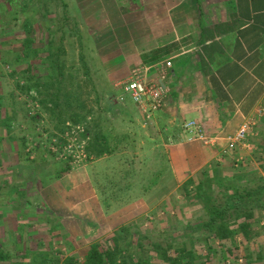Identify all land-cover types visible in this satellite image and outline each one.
<instances>
[{
  "label": "crops",
  "instance_id": "obj_1",
  "mask_svg": "<svg viewBox=\"0 0 264 264\" xmlns=\"http://www.w3.org/2000/svg\"><path fill=\"white\" fill-rule=\"evenodd\" d=\"M76 1L93 4L101 12L100 24L106 23L111 29L108 34H113L111 41L119 53L114 62H119V82L134 68L146 70L149 80L157 79L159 65L171 60L167 80L170 92L165 106L150 119L128 95L132 104L119 108V116L126 121L124 127L119 126V142L110 146L113 151L96 159L92 155L88 163L72 166L64 174L61 171L66 165L61 167L46 155H30L27 138L13 131L15 95L0 92V187L7 185L4 196L16 192L12 201H18L17 195L23 192L14 184L24 185V179L36 178L25 167L34 165L31 171L38 174L34 191L39 205H26L22 213L19 206H14L16 209L9 214L7 208H11L12 201L0 204L3 239L23 241L24 226L33 227L32 242L39 246L34 252L22 248L24 263L35 256L39 264H47L57 257L59 244L68 257L83 249L77 254L81 261L87 248L109 236L117 226L145 218L151 219L153 225L148 229L154 230L156 220L166 219L168 209H178L186 222L192 221L202 206L200 201L184 200L186 186L188 191L209 192L212 175L231 176L244 165L253 170L259 167L261 156L264 158V138L260 140L264 135V111L258 115L259 109H264V0ZM111 15L119 19L116 24L107 22ZM105 58L101 56L104 63ZM191 120L198 121L207 135L215 137L212 145L191 137L184 127ZM249 120L255 123L247 138L250 149L230 144L228 137ZM114 153H119V208L115 209L102 203L105 199L87 169L89 164ZM161 161L170 165L172 188H158V182H152L155 189H145ZM93 169L97 170L96 166ZM215 169L217 174L212 172ZM259 175L264 177L261 171ZM9 215L15 220L11 222ZM251 222L254 237L243 244V236H235V255H224L221 241L216 239L212 249L202 248L208 256L206 261L264 264V219ZM242 246L245 257L238 252Z\"/></svg>",
  "mask_w": 264,
  "mask_h": 264
},
{
  "label": "rangeland",
  "instance_id": "obj_2",
  "mask_svg": "<svg viewBox=\"0 0 264 264\" xmlns=\"http://www.w3.org/2000/svg\"><path fill=\"white\" fill-rule=\"evenodd\" d=\"M84 3L76 0H0V92L15 95V110L17 111L12 125L13 131L17 136L27 138L28 145L26 148L31 151L30 155L33 157L46 155L48 159L59 162L61 167L70 164L73 168H77L88 163L89 157L93 155L87 151L89 139L95 136L98 131L107 132L110 146L117 144L119 142V126L124 127L126 121L125 118L119 116V108L124 104H132L129 96L125 95L119 87V62L114 63L116 57H119V53L117 49H114L115 44L111 41L113 34H108L110 28H107L106 23V25L100 24L102 18H100L99 9L93 7V4L90 6ZM44 16H46L45 19ZM110 20L112 25L119 21L116 16L112 15L108 16L107 22ZM45 22L53 30H56L54 44L49 40V32L43 26ZM81 34L88 38L85 40L80 36ZM27 45L30 47L28 48ZM58 47L61 48L60 64L64 72V80L60 85L61 90H59L61 98L59 99L55 94L58 90L54 82L42 83L43 78L47 77V70L57 74V69L50 70L49 63L53 59L47 57V52L52 49L51 52L55 54ZM48 48L49 50H47ZM28 52L30 57L25 56ZM102 55L106 56V63L101 60ZM33 58L37 59L33 61ZM30 61L32 69L28 71ZM23 84L31 89H21L19 86ZM31 93L35 95V99L30 95ZM67 95L71 102L70 106H66L65 103ZM10 102V100L7 102L9 103L8 106H10ZM56 103L61 106L56 107ZM75 121L78 122L75 123ZM77 126L88 129V138L84 144V153L87 155V159L73 165L69 162V157L66 154V157L63 156V147L68 143L65 133L71 129H76ZM263 138L264 135L263 137L261 135L260 140ZM96 158L93 155V159ZM92 164H89L87 169L97 185L100 196L106 200L102 203L114 209L119 208V153L100 158ZM157 165L158 169L151 174L150 184H146L145 189H155L156 185L154 186L152 182H158V188H161L159 185L165 190L172 188L174 183L171 185V181L174 180V177H172L169 163L161 161ZM93 166H96L97 170L93 169ZM32 167L34 165L25 167V170L31 172L32 176L38 179L36 171H31ZM253 170H256L255 174H259V171L264 173V158L262 156L259 167ZM93 171L96 173L94 174ZM212 172L216 174L218 171L215 169ZM36 178L33 181L24 179L27 182L24 185L19 182L14 184V186L19 185V191L23 192V194L17 195L18 201H12L16 192L5 197L4 192L7 185L0 187V204L3 202L7 204L12 201L10 202L11 208H7L10 210L9 214L14 211L13 209H16L14 206H19L17 209L22 213L26 212V205L32 208L39 205V201L35 199L34 191L37 186ZM12 190L15 191L13 188ZM9 197L11 200L8 199ZM28 201L30 203L27 204ZM173 203L172 200V206H174ZM174 211L177 214L178 209H168L164 217L166 219L161 220L163 219L161 217V219L156 220L155 228L165 232L161 236L157 234L160 244H164L161 240L168 236L166 226L169 221L174 220L175 215H172ZM152 216L156 215L152 213ZM259 216V218L264 219V211H261ZM7 217L10 218L11 222L16 218L11 215ZM150 220L145 221V218H140L139 221L131 223H139L142 225V229L151 231L153 229H148L153 225ZM131 223L121 227L117 226L113 233L101 240L124 235L123 228ZM13 225L18 228L17 224ZM9 227L8 224L7 229ZM24 227V234L21 236L23 241L13 242L3 239L2 232L5 226L0 225V251L9 255L7 261L0 259V264H10V262L12 264H33L32 262L36 260L39 264V259L35 256H32V260L29 259L30 263H28L29 261L24 263L26 258L22 255L24 254L23 249L26 251L31 249L34 252L39 246L36 242H32L34 238H31L30 232H33L31 230L33 227ZM155 233L157 232L155 231ZM54 246L56 247V245ZM188 247L190 248L191 245ZM56 248H58L57 257L47 264H67L69 257L62 251L63 245L59 244ZM183 248L182 245H176L172 249V254L175 255V250H182ZM240 248H238L239 254L245 257V248L242 246L241 251ZM83 251L81 249L77 252ZM169 251L166 250L164 254L168 255ZM78 253L75 255L77 260H80ZM157 259L155 258L156 264H166ZM197 264L220 263L217 259H214L213 263L207 262L205 258Z\"/></svg>",
  "mask_w": 264,
  "mask_h": 264
},
{
  "label": "trees",
  "instance_id": "obj_3",
  "mask_svg": "<svg viewBox=\"0 0 264 264\" xmlns=\"http://www.w3.org/2000/svg\"><path fill=\"white\" fill-rule=\"evenodd\" d=\"M43 18L45 19L46 16ZM27 24L29 23L27 22ZM43 26L48 30L49 40L54 44L56 30H53L46 22L45 24L43 23ZM80 36L85 40L88 38L82 34ZM29 40L32 41V39ZM51 51L53 50L51 49L47 52V57L56 62L50 61V70L57 69L58 71L57 74H54L47 70V77L43 78L42 83L54 82L58 90L55 94L57 99H59L61 98L60 85L64 80V72L60 64L61 48L58 47L55 54ZM25 56L30 57V53H26ZM34 59L37 58L32 60L34 61ZM31 61L28 71L32 69L33 61L32 63ZM52 78L53 80H51ZM19 87L26 90L31 89L26 84ZM68 97L67 95V100H65L66 106L71 105ZM32 98L35 99V97ZM55 106L60 107L61 105L56 103ZM77 122L75 121V123ZM87 133L88 129H85L83 134L85 138H87ZM87 151L97 158L104 156L106 153H111L113 150L110 148L107 132L98 131L95 136L90 138ZM71 169L72 166L67 164L61 173H67ZM255 171L252 169L247 170L246 165H244L237 168L236 172L231 176L212 175L211 177L213 178L211 179L213 180L209 192H202L200 189L188 191V186H186L184 200L187 202L200 201L202 207L195 218L188 222L182 218L178 210L173 218L174 220L167 223L166 234L168 236L161 240L164 244H160L158 239L159 235L161 236V234L165 233L162 230L159 231L155 228L157 232L155 233L153 230L142 229V225L139 223H131L123 228L124 235L121 234L119 237L113 236L98 241L88 248L83 260H77L76 256L72 255L67 259L66 263L156 264L155 258H158L157 260H161L166 264H197L206 257L208 258L202 253V248L212 249L213 242L216 239L221 241V245L224 248L221 249V252L232 257L236 253L233 250V247H235V241L233 242L235 236L242 235L243 244L246 241L249 242L254 237L250 229L251 221L259 218L260 212L264 211V177L255 174ZM228 241L232 242L228 243ZM176 245H182L184 248L175 250V255H173L172 249ZM188 245H191V247L189 248ZM166 250H170L168 255L164 254ZM0 259L7 261L9 255L0 251ZM40 263L43 264V261Z\"/></svg>",
  "mask_w": 264,
  "mask_h": 264
},
{
  "label": "built area",
  "instance_id": "obj_4",
  "mask_svg": "<svg viewBox=\"0 0 264 264\" xmlns=\"http://www.w3.org/2000/svg\"><path fill=\"white\" fill-rule=\"evenodd\" d=\"M172 66L171 60L161 63L158 78L153 80L146 77V70L134 68L125 80L119 82V87L141 109L146 119H150L154 112L162 109L168 100L170 88L167 80ZM30 95L35 97L32 93ZM263 111V108L259 109L258 115H261ZM254 124V120L244 123L235 134L228 137L229 143L233 146L242 144L244 148L250 149L251 145L247 143V138L252 133ZM184 127L191 137L201 140L203 144L212 145L215 142V137L207 135L203 126L196 120L186 122ZM84 133L85 129L79 126L65 133L68 143L63 147V156L66 154L69 157V162L73 165L87 159V155L84 153V144L88 136L85 138Z\"/></svg>",
  "mask_w": 264,
  "mask_h": 264
}]
</instances>
